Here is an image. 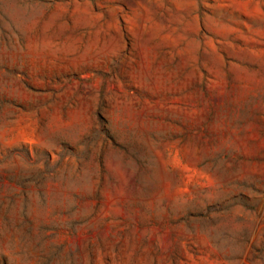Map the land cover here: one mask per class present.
Listing matches in <instances>:
<instances>
[{"label": "rangeland", "instance_id": "obj_1", "mask_svg": "<svg viewBox=\"0 0 264 264\" xmlns=\"http://www.w3.org/2000/svg\"><path fill=\"white\" fill-rule=\"evenodd\" d=\"M0 264H264V0H0Z\"/></svg>", "mask_w": 264, "mask_h": 264}]
</instances>
